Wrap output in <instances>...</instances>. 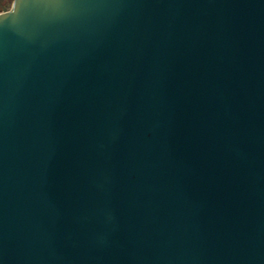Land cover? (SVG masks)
Here are the masks:
<instances>
[{"label": "water", "instance_id": "1", "mask_svg": "<svg viewBox=\"0 0 264 264\" xmlns=\"http://www.w3.org/2000/svg\"><path fill=\"white\" fill-rule=\"evenodd\" d=\"M0 264H264V0L0 11Z\"/></svg>", "mask_w": 264, "mask_h": 264}, {"label": "rangeland", "instance_id": "2", "mask_svg": "<svg viewBox=\"0 0 264 264\" xmlns=\"http://www.w3.org/2000/svg\"><path fill=\"white\" fill-rule=\"evenodd\" d=\"M3 4V10L8 12L13 9L14 1L15 0H0Z\"/></svg>", "mask_w": 264, "mask_h": 264}, {"label": "trees", "instance_id": "3", "mask_svg": "<svg viewBox=\"0 0 264 264\" xmlns=\"http://www.w3.org/2000/svg\"><path fill=\"white\" fill-rule=\"evenodd\" d=\"M3 7H4V4L0 1V11H4Z\"/></svg>", "mask_w": 264, "mask_h": 264}]
</instances>
